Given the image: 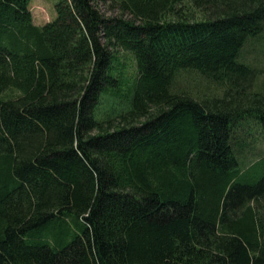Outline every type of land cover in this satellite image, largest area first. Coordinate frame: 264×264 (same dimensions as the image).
Returning <instances> with one entry per match:
<instances>
[{
  "label": "trees",
  "instance_id": "16d2710c",
  "mask_svg": "<svg viewBox=\"0 0 264 264\" xmlns=\"http://www.w3.org/2000/svg\"><path fill=\"white\" fill-rule=\"evenodd\" d=\"M30 1L0 0V264H264L237 137L264 138L240 60L264 0H62L42 26Z\"/></svg>",
  "mask_w": 264,
  "mask_h": 264
},
{
  "label": "rangeland",
  "instance_id": "374dc122",
  "mask_svg": "<svg viewBox=\"0 0 264 264\" xmlns=\"http://www.w3.org/2000/svg\"><path fill=\"white\" fill-rule=\"evenodd\" d=\"M62 0H31L30 1V11L32 14L33 23L37 26H42L47 22L53 20L55 16L54 7ZM104 10V8H103ZM122 55V63H126V76L128 79H132L136 75L135 71V61L131 59L130 55L125 52H120ZM240 60L248 64L251 68L256 70L264 71V35L261 37L251 39L241 50ZM257 84L260 89L263 88L264 83V73L257 74ZM187 76V75H186ZM189 80V82H187ZM191 78L187 77L185 81H179L177 83L178 88H191L190 90L197 91L198 89L194 87L198 82H190ZM200 83L203 86V82L199 79ZM198 87L201 92H210L214 93L216 91L213 85H209L208 89ZM197 89V90H196ZM112 102L106 103V107H111ZM237 137H241L240 140L244 141V145L246 146L243 153L239 154V162L240 168L246 169L250 166L251 163H254L256 160L264 157V138L261 135V130L258 128L256 120L250 118L246 123H242L237 130ZM238 138V140H239ZM245 160V161H244ZM252 173L256 176H264V163L256 166ZM55 227L51 230L50 227L46 229L45 235L47 234L53 241V235L56 236L54 238V242L57 240V236L60 232H64L65 224L60 225L59 223L54 225ZM53 233H52V232ZM44 235V237H45ZM61 235V234H59ZM72 239L69 238L68 242Z\"/></svg>",
  "mask_w": 264,
  "mask_h": 264
}]
</instances>
